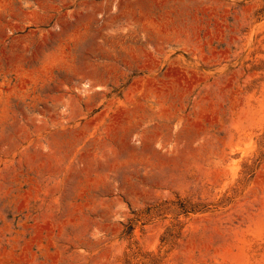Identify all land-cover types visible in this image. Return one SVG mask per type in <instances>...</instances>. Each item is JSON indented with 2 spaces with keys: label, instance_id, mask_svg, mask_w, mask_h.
Masks as SVG:
<instances>
[{
  "label": "rangeland",
  "instance_id": "1",
  "mask_svg": "<svg viewBox=\"0 0 264 264\" xmlns=\"http://www.w3.org/2000/svg\"><path fill=\"white\" fill-rule=\"evenodd\" d=\"M0 264H264V0H0Z\"/></svg>",
  "mask_w": 264,
  "mask_h": 264
}]
</instances>
